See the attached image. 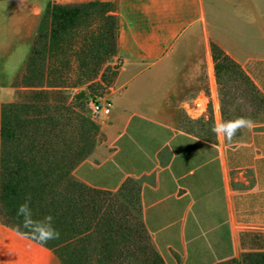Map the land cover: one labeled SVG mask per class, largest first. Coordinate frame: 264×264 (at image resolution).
I'll list each match as a JSON object with an SVG mask.
<instances>
[{"label": "crops", "instance_id": "crops-1", "mask_svg": "<svg viewBox=\"0 0 264 264\" xmlns=\"http://www.w3.org/2000/svg\"><path fill=\"white\" fill-rule=\"evenodd\" d=\"M15 1L22 9L0 26V106L45 2ZM115 15L121 66L103 99L110 112L74 175L111 191L138 181L142 221L165 255L217 261L235 257L238 240L245 253L264 250L246 239L264 227V120L240 144L211 131L236 111L214 89L211 44L230 58V80H244L249 106L256 98L264 108V0H116ZM22 241L38 244L0 222V264H32Z\"/></svg>", "mask_w": 264, "mask_h": 264}, {"label": "trees", "instance_id": "trees-1", "mask_svg": "<svg viewBox=\"0 0 264 264\" xmlns=\"http://www.w3.org/2000/svg\"><path fill=\"white\" fill-rule=\"evenodd\" d=\"M100 6L109 7L115 15L114 5L108 0L48 2L45 16L49 18L50 38L59 39L81 17ZM40 38L41 33L34 40L32 49ZM115 50L116 43L113 45ZM211 51L212 54L218 52L230 63L228 55L215 44H211ZM34 61H27L26 71L35 64ZM99 65L95 63L83 76L84 82L96 77ZM28 86L35 98L45 94L37 85ZM48 105L47 102L44 104ZM28 107L21 102L0 106V222L49 249L60 264H164L148 243L150 236L142 221L136 180L128 177L118 189L111 191L78 179L74 169L86 157L87 145L92 141L75 144L67 129L62 130L59 139L50 138L49 131H44L45 127L40 125L39 114L28 117ZM90 129L96 132L98 125L90 121ZM20 137L25 139L24 144H14ZM28 194L35 218L48 214L54 217V227L60 233L58 239L40 243L21 226L16 208ZM140 238H143L142 243ZM140 247L148 253L146 256L140 255ZM242 261L264 264V250L244 253Z\"/></svg>", "mask_w": 264, "mask_h": 264}, {"label": "rangeland", "instance_id": "rangeland-1", "mask_svg": "<svg viewBox=\"0 0 264 264\" xmlns=\"http://www.w3.org/2000/svg\"><path fill=\"white\" fill-rule=\"evenodd\" d=\"M74 1L76 0H45L44 5L36 9L41 14V21L35 39L39 33H41V38L35 44V48L31 49V57H29V60H35V64L27 71L25 65L17 73L11 83L12 88L4 96L2 103L21 102L28 104L29 107L26 109L28 117L39 114L41 116L40 125L43 128L45 127L44 131H49L50 138L59 139L62 130L67 129L71 131L70 137L75 144L82 145L84 142L89 143L92 141L87 145L88 153L86 157H88L103 139L100 122L106 116L104 114H94L90 108V102L103 100L106 97L114 86L116 75L121 66L116 51H113V45L116 43L118 20L116 15L109 11V7L100 6L91 10L88 15L81 17L77 24L59 39H51L49 35V18L45 16L46 4L48 2L72 3ZM87 1L85 0V2ZM108 1L114 5L115 10L116 0ZM18 9L22 8L17 5L15 0H0V26L5 17L18 15L16 13ZM207 60H210V58L208 57ZM212 60H217V78L214 89L225 95L223 99L225 105L228 104L229 100L231 101L234 107H231V111L236 110L233 114L231 113V117L234 119L245 116L250 118L253 124L263 121L264 114H262V111H264V108L263 110L259 108V101L253 98L251 108L249 98L244 96V90L247 88L244 80L240 78L230 80V63L222 59L218 52L212 54ZM97 62L100 65L96 77L92 81L84 82L83 76ZM49 84L60 87H50ZM28 85L39 86V89L45 91V94L36 98L33 97ZM229 94L231 99L226 97ZM46 102L49 104L47 107L44 106ZM90 121L98 125V131L93 132L90 129ZM249 132L250 128H242L231 141L234 144H240V142L248 139ZM23 140L25 139L20 137V139H16L14 144L23 145ZM1 144L0 139V148ZM241 155L244 157V152ZM136 182L139 185L138 181ZM127 184L130 186L131 182L129 181ZM252 232H254L253 235L246 237L247 244L252 247H264V227L252 229ZM141 234L143 235V232ZM140 242H143V238H140ZM148 243L160 255L164 264H245L242 261V255L245 251L240 247L239 240L237 241V255L235 257L217 261L197 256L185 259L174 250H171V255H165L163 251L160 252L161 250L158 249L151 236ZM22 245L21 250L25 252L26 260L32 264H60L50 250L26 241H22ZM163 250L166 251L164 247ZM138 251L142 256L148 254L141 247Z\"/></svg>", "mask_w": 264, "mask_h": 264}, {"label": "clouds", "instance_id": "clouds-1", "mask_svg": "<svg viewBox=\"0 0 264 264\" xmlns=\"http://www.w3.org/2000/svg\"><path fill=\"white\" fill-rule=\"evenodd\" d=\"M253 121L245 116H239L230 120H220L213 124L211 131L217 137L231 141L236 133L242 128H251ZM16 216L20 219L21 226L27 230L31 238L40 242L47 243L50 240L59 238V231L54 227V217L51 214L42 218H35L31 208V195L25 196L24 201L16 208Z\"/></svg>", "mask_w": 264, "mask_h": 264}, {"label": "built area", "instance_id": "built-area-1", "mask_svg": "<svg viewBox=\"0 0 264 264\" xmlns=\"http://www.w3.org/2000/svg\"><path fill=\"white\" fill-rule=\"evenodd\" d=\"M110 102L108 100H94L90 102V108L92 112L96 115L108 114L110 112Z\"/></svg>", "mask_w": 264, "mask_h": 264}, {"label": "bare ground", "instance_id": "bare-ground-1", "mask_svg": "<svg viewBox=\"0 0 264 264\" xmlns=\"http://www.w3.org/2000/svg\"><path fill=\"white\" fill-rule=\"evenodd\" d=\"M38 247H39V246H38ZM16 256H17V255H16ZM40 257H41V256H40ZM37 258H38V257H37ZM39 259H41V258H39ZM39 259H38V260H39ZM40 261H41V260H40ZM33 262H34V261H33ZM40 264H41V263H40Z\"/></svg>", "mask_w": 264, "mask_h": 264}]
</instances>
